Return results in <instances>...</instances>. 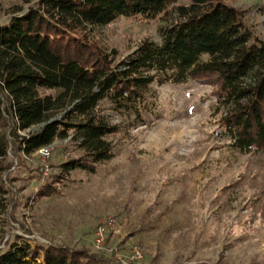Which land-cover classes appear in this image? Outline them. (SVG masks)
<instances>
[{
    "label": "rangeland",
    "instance_id": "obj_1",
    "mask_svg": "<svg viewBox=\"0 0 264 264\" xmlns=\"http://www.w3.org/2000/svg\"><path fill=\"white\" fill-rule=\"evenodd\" d=\"M38 1L0 0V24ZM225 1L264 40V0ZM188 2L176 0L151 19L121 16L85 30L106 52L114 51L119 67L139 44H158L173 7ZM38 92L55 95L58 89ZM141 94L134 105L119 108L98 102V112L117 126L103 137L111 155L95 163L94 172L66 174L60 164L82 153L77 143L55 139L45 157L20 153L19 138L40 126L14 128L1 95L7 127L0 132L10 167L1 176L0 253L25 239L85 249L110 264H264V149L240 153L214 137V120L226 108L213 113L208 84L153 82ZM62 116L60 109L49 118ZM52 180L58 191L35 195Z\"/></svg>",
    "mask_w": 264,
    "mask_h": 264
},
{
    "label": "trees",
    "instance_id": "obj_2",
    "mask_svg": "<svg viewBox=\"0 0 264 264\" xmlns=\"http://www.w3.org/2000/svg\"><path fill=\"white\" fill-rule=\"evenodd\" d=\"M176 0H39L20 16L0 24V129L7 127L1 95L8 101L14 128L36 131L19 138L17 151L28 155L55 139L70 138L82 153L60 164L94 172L111 148L103 139L117 130L98 112L101 99L114 107L134 105L150 83L208 84L215 99L214 137L240 153L264 149V40L243 22L241 12L225 0H189L173 7L170 21L159 27L158 44L143 42L119 67L86 32L118 17L151 19ZM39 89H58L55 95ZM229 106V107H228ZM63 110L61 119L47 122ZM6 139L0 132V210L6 188L2 174ZM53 181V180H52ZM57 182V180H54ZM45 182L36 196L58 188ZM0 264H110L101 255L60 244L12 242Z\"/></svg>",
    "mask_w": 264,
    "mask_h": 264
},
{
    "label": "built area",
    "instance_id": "obj_3",
    "mask_svg": "<svg viewBox=\"0 0 264 264\" xmlns=\"http://www.w3.org/2000/svg\"><path fill=\"white\" fill-rule=\"evenodd\" d=\"M262 8V7H261ZM264 8V6H263ZM262 8V9H263ZM52 143V142H51ZM50 143V144H51ZM50 144H47V145H44V146H41L39 147L36 151L39 153L40 157H45L48 152H49V147H50ZM135 254H138V252H135Z\"/></svg>",
    "mask_w": 264,
    "mask_h": 264
},
{
    "label": "water",
    "instance_id": "obj_4",
    "mask_svg": "<svg viewBox=\"0 0 264 264\" xmlns=\"http://www.w3.org/2000/svg\"><path fill=\"white\" fill-rule=\"evenodd\" d=\"M51 120H56V118H50L47 122L51 121ZM43 125V123H40L39 126Z\"/></svg>",
    "mask_w": 264,
    "mask_h": 264
}]
</instances>
